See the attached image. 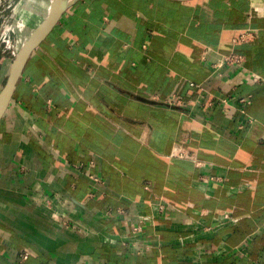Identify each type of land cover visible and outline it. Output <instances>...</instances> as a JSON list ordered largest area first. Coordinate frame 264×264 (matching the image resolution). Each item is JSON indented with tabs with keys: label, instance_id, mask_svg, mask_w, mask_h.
Wrapping results in <instances>:
<instances>
[{
	"label": "crops",
	"instance_id": "obj_1",
	"mask_svg": "<svg viewBox=\"0 0 264 264\" xmlns=\"http://www.w3.org/2000/svg\"><path fill=\"white\" fill-rule=\"evenodd\" d=\"M0 264H264V0H78L0 118Z\"/></svg>",
	"mask_w": 264,
	"mask_h": 264
},
{
	"label": "rangeland",
	"instance_id": "obj_2",
	"mask_svg": "<svg viewBox=\"0 0 264 264\" xmlns=\"http://www.w3.org/2000/svg\"><path fill=\"white\" fill-rule=\"evenodd\" d=\"M51 3L52 0H0V90L19 47L48 14Z\"/></svg>",
	"mask_w": 264,
	"mask_h": 264
},
{
	"label": "water",
	"instance_id": "obj_3",
	"mask_svg": "<svg viewBox=\"0 0 264 264\" xmlns=\"http://www.w3.org/2000/svg\"><path fill=\"white\" fill-rule=\"evenodd\" d=\"M77 1L78 0H58L56 4L52 2L48 14L30 32L27 39L22 43V46L12 64L9 77L3 88L0 90V118L9 103L30 54L61 15Z\"/></svg>",
	"mask_w": 264,
	"mask_h": 264
},
{
	"label": "bare ground",
	"instance_id": "obj_4",
	"mask_svg": "<svg viewBox=\"0 0 264 264\" xmlns=\"http://www.w3.org/2000/svg\"><path fill=\"white\" fill-rule=\"evenodd\" d=\"M52 2L54 3V4H56L57 2H58V0H52ZM50 3V2H49ZM48 4V3H47ZM25 7V6H24ZM47 10V9H46ZM8 28V27H7ZM6 41H7V39H6ZM14 46V45H13ZM22 46V45H21ZM21 46L19 47V50H20V48H21ZM19 52V51H18Z\"/></svg>",
	"mask_w": 264,
	"mask_h": 264
}]
</instances>
